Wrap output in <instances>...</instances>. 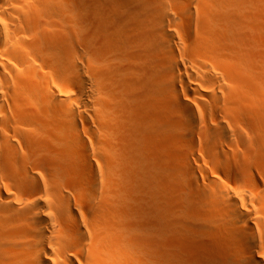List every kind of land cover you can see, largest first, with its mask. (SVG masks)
Wrapping results in <instances>:
<instances>
[{
    "label": "bare ground",
    "instance_id": "bare-ground-1",
    "mask_svg": "<svg viewBox=\"0 0 264 264\" xmlns=\"http://www.w3.org/2000/svg\"><path fill=\"white\" fill-rule=\"evenodd\" d=\"M0 264H264V0H0Z\"/></svg>",
    "mask_w": 264,
    "mask_h": 264
},
{
    "label": "rangeland",
    "instance_id": "rangeland-1",
    "mask_svg": "<svg viewBox=\"0 0 264 264\" xmlns=\"http://www.w3.org/2000/svg\"><path fill=\"white\" fill-rule=\"evenodd\" d=\"M145 160H146V159H145ZM145 160H144L143 164H141V165H138V166L134 165L133 168H134V169L137 168V169H136V172L133 171V175H135V174L137 175V173H141L142 175H146V173H145L146 171L143 170L144 167L146 166L147 168L150 167V168L148 169V170H149L148 172H149L150 174H149V173H148V174L151 175V176H149V175H147V176H148L149 178L152 179V178H154L153 176H154V174H155L154 171H153L154 168H155L154 163H151V162H149L148 160H147V162H145ZM190 161H191L192 163H194V165L196 164L195 161H194V159L190 158ZM138 167L140 168V170H139ZM134 169H133V170H134ZM145 169H146V168H145ZM144 171H145V172H144ZM134 172H135V173H134ZM142 172H144V173H142ZM152 173H154V174L152 175ZM138 176H139V177H138ZM147 176H144L145 179L143 180V179H142L143 177L140 178L141 176H140V175H137V177H136V176L134 177V179H133L132 182L135 183L134 180L137 179V180H135V181H136V184H137V189H138V188L140 189V188H143V187H144L143 189H140L142 192H143L145 189H147V191H149V189H150L151 192L149 193V195L151 194V195H150V197H151V201H155V202L152 203V204H153V205H156V204L158 205V201H157L156 198H159V196L157 197V195H159V194H157V193H159V190L156 189L155 186L152 187V185H154V184H152V183H154L155 181H153V180L151 181V179H150V180L147 179V180H148V181H147V180H146V177H147ZM148 177H147V178H148ZM141 179H142V180H141ZM144 181L146 182V184H147V183L150 184V182H151V184H150L151 186L148 185V184H147V185L144 184V183H145ZM149 181H150V182H149ZM132 182H130V184H131ZM158 183H159V181H158ZM136 184H134V185L131 184V186H133V187L135 186L134 188L132 187L133 190L136 188ZM144 185H145V186H144ZM146 186H147V188H146ZM139 189H138V190H139ZM133 190H132V193H133V194L135 193V194L133 195V197H134V196L136 195V190H135L134 192H133ZM138 190H137V191H138ZM152 190H153V191H152ZM160 190H161V189H160ZM145 191H146V190H145ZM147 191H146V192H147ZM155 191H157V193H155ZM166 191H167V193H166ZM162 192H163V193H162ZM162 192H161L160 197H162V196H164V197L162 198L163 201H161L160 203H161V204H162V203H165L166 207L168 206L167 209L170 208V210L172 211V208H173V207H174V208H173L174 210H176V208L181 207V206L178 204L177 200L175 199V195H174V193H173L172 191H169V190L165 189V190H163ZM168 192H169V193H168ZM170 192H172V193L170 194ZM257 192H258V191L255 190V193H257ZM152 193H153V194H152ZM162 194H164V195H162ZM166 194H167V195H166ZM172 195H173V196H172ZM168 196H169V197H168ZM171 196H172V197H171ZM152 197H153V198H152ZM154 198H155V199H154ZM162 199H161V200H162ZM159 201H160V200H159ZM165 201H166L167 203H166ZM173 201H174V202H173ZM176 202H177V203H176ZM171 203H172V204H171ZM183 203H185L184 205L182 204V206H183L184 208H182V209L180 208L181 211H180V210H179V211H180L182 214H184V213H185V214H184V215H181V213L179 212L180 215H179V213L177 214V217H179V219H176V220H177V221H179V220L181 221V219L183 218L182 216H185V217L183 218V221H184V222H183V221H181V222L179 221L180 223H177V224H176V228H177V230H179L180 228H181V229H184V228H185V224H187V223H189V222H190V224H196V223H197L195 218H193V217L190 218L189 212L187 211V209H188V207H187V201L184 200ZM169 204H170V205H169ZM175 204H176V205H175ZM178 205H179V207H177ZM151 206H152V205H151ZM184 209H186V212L183 213L182 211H185ZM168 211H169V210H168ZM137 213H138V214H141L142 212H141V210H140V212L137 211ZM168 213H170L169 215L172 214L170 211H169ZM142 214H143V213H142ZM178 215H179V216H178ZM180 216H181V218H180ZM169 217H170V216H169ZM188 217H189V219H188ZM192 218L195 220V223H194V220H192ZM190 220H191V221H190ZM192 221H193V223H191ZM183 224H184V225H183ZM181 226H182V227H181ZM181 229H180V230H181Z\"/></svg>",
    "mask_w": 264,
    "mask_h": 264
}]
</instances>
